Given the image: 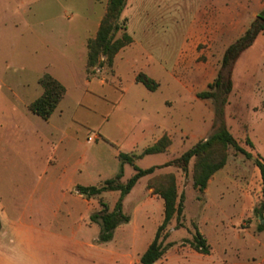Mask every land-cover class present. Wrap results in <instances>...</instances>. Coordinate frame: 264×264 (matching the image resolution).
Here are the masks:
<instances>
[{
	"label": "rangeland",
	"instance_id": "rangeland-1",
	"mask_svg": "<svg viewBox=\"0 0 264 264\" xmlns=\"http://www.w3.org/2000/svg\"><path fill=\"white\" fill-rule=\"evenodd\" d=\"M104 1L0 0V139L4 138L0 140V251L17 250L11 252L14 264H27V256L18 250L32 247L45 249L35 257L47 264H126L128 258V264H138L136 256L151 242L154 225L162 220L163 208L153 199L150 206H143L153 195L148 185L164 182L171 175L183 197V213L179 227L173 220L167 228L165 243L175 245L155 264H264V229H258L264 226V180L253 163L259 158L264 164V34L233 65L228 95L216 91L212 99L196 97L215 79L226 47L249 27L254 0H126L119 20L137 46L124 55L125 76L121 86L115 87L125 90V97L114 116L137 120L149 113L156 121L160 116L162 120L172 118L174 130H179L164 154L139 158L136 166L162 165L204 141L216 130L220 111L227 131L252 157L232 147L225 149V166L210 178L202 193L192 186L193 159L186 174L176 166L155 171L123 200L122 212L134 220L133 226L118 231L104 244L108 251H96L99 226L90 223L89 217L101 209L99 201L111 211L119 193L105 192L86 201L75 187L101 186L114 178L117 165L112 167L109 151L99 152L94 144V169L90 168L91 148L86 146L87 151L79 153L85 156L84 164L77 171L72 165L64 170V165L52 161L49 127L37 116L27 115L29 119L24 120L23 113L24 102L40 96L38 79L43 74L56 75L68 88L71 81L60 76L68 69L88 78L82 43L91 35L96 18L103 17ZM207 9L214 15L224 10L227 23L241 13V22L235 29L195 30ZM120 35L121 31L116 38ZM175 36L180 42L177 63L175 47L167 45ZM138 71L152 74L159 85L156 91L135 84L133 74ZM94 72V78L113 76L112 68L96 67ZM65 112L68 120L69 112ZM14 123L22 136L18 142L14 141ZM70 150L65 146L64 159L70 158ZM131 173L127 167L122 184ZM146 190H151L150 195ZM194 226L212 256L203 259L184 242L191 239ZM133 228L138 229L134 232Z\"/></svg>",
	"mask_w": 264,
	"mask_h": 264
},
{
	"label": "trees",
	"instance_id": "trees-1",
	"mask_svg": "<svg viewBox=\"0 0 264 264\" xmlns=\"http://www.w3.org/2000/svg\"><path fill=\"white\" fill-rule=\"evenodd\" d=\"M124 7L125 0H107L105 12L99 22L95 37L86 40L85 71L88 78L95 76L94 68L96 67L111 69L116 54L133 42L132 38L126 33L124 21L119 20ZM120 31L121 35L116 38V34ZM263 34L264 7L257 13L242 35L226 47L221 56L220 67L215 79L207 85V91L198 93L196 97L201 100L212 99L216 91H220L223 95H228L232 90L231 70L233 65L240 55L253 45L258 36ZM135 82L141 84L150 92L156 91L159 86L154 80L141 72L136 75ZM38 85L41 87L42 93L37 99L28 104L27 109L33 115L43 121H47L64 97L65 88L49 74H43L38 79ZM216 118L218 126L207 139L199 141L192 148L184 151L179 157L170 162L141 169L134 165L135 155L119 153L117 155L119 168L113 179L106 180L99 187H75L77 195L85 200L98 198L105 192L119 193V197L111 211H109L105 203L99 201L101 209L96 213H92L89 217L90 223H95L99 226L96 241L98 244L111 241L114 230L118 226L129 222V216L122 212V200L130 193L141 178L152 176L155 171L169 166H176L186 174L189 162L193 159L192 186L199 193H202L206 189L210 178L225 166L227 162L224 152L225 149L232 147L237 153L251 159L252 155L239 147L232 135L227 131L223 124L221 111L216 114ZM169 145L170 140L168 137L163 136L153 146L144 149L139 157L164 153ZM253 163L258 169L261 179L264 180L263 162L259 158H256ZM125 164L133 165L134 173L122 184L121 179ZM148 186L153 188V194L162 200V221L156 228L152 241L139 256V264L156 263L163 257L167 250L175 245L174 242L165 243L168 237L167 228L173 220L177 222L178 226V222L183 213V197L178 195L173 176L168 175L165 177L164 182ZM180 227L183 228L181 224ZM193 229L194 233L191 239L184 240V242L194 252L201 255H209L210 246L206 239L199 233L195 226ZM258 229L262 231L264 226L261 225Z\"/></svg>",
	"mask_w": 264,
	"mask_h": 264
},
{
	"label": "crops",
	"instance_id": "crops-1",
	"mask_svg": "<svg viewBox=\"0 0 264 264\" xmlns=\"http://www.w3.org/2000/svg\"><path fill=\"white\" fill-rule=\"evenodd\" d=\"M106 3H107V0H105L104 3L102 4L103 8H105ZM125 4H126V0H125ZM254 4H255L254 5L255 10L252 12L253 19L255 18L257 13L264 7V0H254ZM207 5L208 6L210 5V1L207 2ZM145 13L147 14L146 9H145ZM203 15L205 16L204 19L198 20L197 25L193 27L197 31L235 29L236 26L240 24L241 22V13H238V15L234 19L231 18V21L229 23L225 22L226 12L221 9H219L218 12L215 13V15L211 14V12L208 11L207 9L206 11L204 10ZM100 19H101L100 16L96 18V21L93 22V25H92L93 29H92L91 35L87 37L85 36L84 41L82 43V45L84 46L83 52H82L83 57H84V66H85V60H86L85 59L86 58V48H85L86 40L89 38L95 37L98 26H99ZM224 24L226 25L229 24L230 27L229 28H227L226 26L223 27L222 25ZM168 44H170L171 47L173 46L175 47L174 61L175 63H177L179 52H180L179 51V45H180L179 39L175 36L174 40L171 39L170 42H167V45ZM136 46L137 44L135 40H133V42L129 46L120 50L116 54V56L113 59V64H112L113 76L111 77V79H106L103 77L94 78V76L90 78H86L85 73L81 77H78L72 70L68 69L65 74L62 73L60 75L61 77L68 78L71 81L70 83L71 88H68L65 84L62 83V81L58 79L56 75H51L54 79L60 82L65 88L64 97L59 102L57 108L52 113V115L49 117V119L47 121H44L46 125L49 127L50 136L52 137L50 144L51 146H53L52 154H51L53 163L58 162L60 165H64L63 166L64 170H66L65 169L67 168L66 166L72 165L71 168L77 171L78 167L82 166L84 164V161L86 160L85 156H81V155L79 156V153L84 152V151L86 152L87 151L86 149L88 148L86 146H90L91 152H92L90 168L94 169V144H95L96 145L95 148H98L99 152L104 153V152L109 151L110 156L113 159L112 167H116L117 165V168H119V161L117 159V155L119 153L135 155L136 159L134 161V165H136L135 162L137 159L145 157V156L139 157L144 149L153 146L163 136L168 137V139L172 142L173 137L179 133V130L178 131L174 130L175 127H173L172 118L169 120H162L160 119L162 118L160 116V118L157 119L156 121V119L153 118V116H151L149 113L146 116H143L137 120H130L125 117L123 118L121 114L114 116L115 109H118L121 106L122 101L125 97V90L115 87V86H118V87L121 86L122 79L125 76L124 73H125L126 61H125L124 55L125 53H127L133 47H136ZM172 56L173 54L171 55V57ZM171 70L169 71L170 73L169 76L172 78ZM138 73L139 71L133 74L134 82H135V77ZM141 73H144V72H141ZM144 74L150 79H152V76H151L152 74L150 73L149 74L144 73ZM135 84H138V83L135 82ZM41 93H42V89H41ZM12 94L16 95L15 93H12ZM70 97L74 98V102H71V103L69 102ZM146 98H150V97L148 96ZM30 103L31 102H24V107H25V110H24L25 112L23 113L24 120L29 119L27 115H33L27 109V106ZM165 105L169 106V103L165 102ZM149 106L150 105L148 103L146 105L148 112H150L151 110V108L149 110ZM66 110H68L69 112L68 120H65ZM156 114H158V112H156ZM13 125L15 128V132L13 134L15 137L14 141L18 142L22 138V136H20L19 134L20 132H19L18 124L14 123ZM176 127H178V123ZM94 128H96L97 130L96 132H94ZM102 129H105L104 131L105 133H102ZM0 140H4V138L1 137ZM65 146H69L71 149L70 158H66V159H64V157L61 155L62 152H65ZM105 147H112V148H109V150H107L108 148H105ZM164 153H161V154H164ZM155 155H158V154H155ZM146 156H149V155H146ZM71 160L73 161L70 164ZM132 166L133 165H128V164H125L123 166V177L122 178H124L125 169L127 167L132 168ZM117 172H118V169H117ZM133 173L134 171L132 168V173L129 174V177ZM144 178H141L140 180H138L137 183H139ZM137 183L135 184V186L137 185ZM83 187H87V186H83ZM150 191L151 190H146V193L150 195L151 193ZM128 195H126L125 197H127ZM152 199H153V202H155L159 207L163 208L162 200L155 194H153L152 197L148 199V201H145L143 206L144 207L150 206L152 203L150 202V200ZM123 200H122V203H123ZM133 223H134V220L130 218L127 224L118 226L113 232L111 241L115 238V236H117L118 231L122 233L129 231V229L133 226ZM158 226L159 225L157 222V224L154 225L155 231ZM137 229L138 228H133L134 232H136ZM248 236H251L250 238H253L251 234ZM256 242L259 244L258 240ZM107 243H104V244H107ZM215 243H217V241ZM104 244L97 243L98 246L95 247L96 251L100 253L103 252L104 250L106 251L107 249L105 246H103ZM142 244L143 242H140L139 244H137V246L141 247ZM147 246L142 251V253L146 250ZM222 247L224 246L222 245ZM15 251L17 250H10V251L7 250V252H4L1 250L0 251V264H14L13 262L14 259L11 257L14 255V253H11V252H15ZM18 251L19 252L21 251L23 255L27 256L26 258L28 262L27 264H47L46 262H41L40 259L36 258L38 255H40L41 253L45 251V249L41 247H32L31 249H22V250L20 249ZM109 251L111 252V254L114 253L113 249H109ZM140 255H137L136 257L139 258ZM198 255L202 256L203 259L204 257L212 256L210 253L209 255H201V254H198ZM129 261H130V258L127 259L126 264H128ZM157 262H161V259ZM15 264H18V263L15 262Z\"/></svg>",
	"mask_w": 264,
	"mask_h": 264
}]
</instances>
